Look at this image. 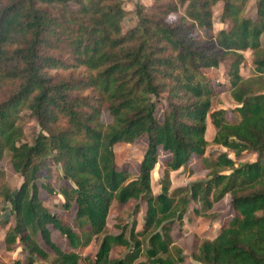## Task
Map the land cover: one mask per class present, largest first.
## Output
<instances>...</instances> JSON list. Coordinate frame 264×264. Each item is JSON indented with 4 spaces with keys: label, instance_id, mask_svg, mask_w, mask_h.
Masks as SVG:
<instances>
[{
    "label": "trees",
    "instance_id": "trees-1",
    "mask_svg": "<svg viewBox=\"0 0 264 264\" xmlns=\"http://www.w3.org/2000/svg\"><path fill=\"white\" fill-rule=\"evenodd\" d=\"M68 1L7 0L0 7V159L8 153L11 168L22 178L14 191L0 188L10 216L3 221L8 224L4 249L18 246L25 252L23 264L47 262L39 238L51 252L46 264H79L78 251L101 234L92 264H133L139 256L144 259L135 264H178L182 258L176 262L170 256L164 222L180 218L189 201H200L208 210L229 194L234 216L215 237L202 240L193 257L201 264H264V91L253 88L262 78L243 79L237 70L239 51L249 49L253 70L264 76V0H256L254 20L240 15L247 0H152V11L136 4L137 23L125 31L121 0H71L76 10ZM218 1L229 27L209 40L193 39L194 28H211L210 7ZM183 4V15L167 21ZM57 6L60 15L53 14ZM227 54L232 56L230 96L238 104L235 122L227 121L223 109L208 113L216 84L202 74ZM162 94L167 105L158 120L155 99ZM103 107L110 117L106 124L100 121ZM23 109L43 131L31 144L21 141L16 124ZM207 113L215 129L213 143L235 157L252 151L256 160L235 164L226 151L204 158ZM142 135L146 146L137 174L129 178L115 163L113 145ZM158 149L169 156L162 163L160 192L152 194L150 172ZM49 152L61 167V207L74 206V229L47 210L38 195L35 160ZM192 155L208 169V178L175 190L185 194L174 201L168 173ZM113 200L145 202L140 231L130 228L127 237L123 227L117 234L105 232ZM49 227L67 248L51 240ZM145 235L142 248L137 237ZM117 245L128 251L109 259Z\"/></svg>",
    "mask_w": 264,
    "mask_h": 264
},
{
    "label": "rangeland",
    "instance_id": "rangeland-1",
    "mask_svg": "<svg viewBox=\"0 0 264 264\" xmlns=\"http://www.w3.org/2000/svg\"><path fill=\"white\" fill-rule=\"evenodd\" d=\"M7 0H0V7H2ZM176 2V0H171ZM122 7L126 11L122 21L121 28L123 31L131 28L137 23L136 4H140L143 7V11H152V0H121ZM255 2L256 0H247L240 12V15L246 18L255 19ZM68 8L70 10H76L77 5L69 0ZM185 4L178 5L177 11L170 13L166 16L167 21H174L179 19L183 15V9ZM221 7L222 1H218L210 7L211 11V28H194L193 39L197 41L209 40L213 38L216 33L221 29L229 27L230 23L221 19ZM62 12L61 6H57L53 9V14L60 15ZM261 45H264L263 38H260ZM242 55V60L237 67L239 75L243 79H256L262 78L258 84L254 85L255 91H264V76H260L253 70L252 53L251 50L246 49L239 51ZM232 62V56L227 54L223 60L218 63L216 68H207L202 70V74L206 79H209L213 84H216L217 93L210 99V107L208 113L213 110L223 109L225 110V118L229 122H235L238 120V115L235 111V107L238 104L230 96V86L228 78V70ZM54 73V72H53ZM156 109L155 117L160 120L162 111L166 108L165 94H162L158 99H155ZM208 113L205 117V129L204 138L207 144L204 149L203 156L207 159H213L219 152L226 151L228 156L232 158L236 163L238 162H252L256 160V153L252 151H242L240 157H235L231 151L224 148L219 144L212 142L215 129L210 122ZM100 121L102 124H106L110 121V117L103 107L100 112ZM16 124L22 130V139L29 144L33 142L34 137L41 131L36 119L32 117L26 109L20 111ZM146 146L145 135L140 136L132 143H116L113 145L114 160L118 168H126L129 173V178L135 177L137 174L138 163L141 159L143 151ZM53 152H49L47 155L35 160L39 168V175L37 184L38 195L42 204L52 213L57 215L69 224L73 229V216L74 206H69L64 210L61 207L63 197L58 193L59 187L62 183L61 167L60 163H56L52 159ZM169 154L158 149L156 164L153 170L150 172V188L152 194L160 192V181L163 179L164 169L162 166L163 161L168 158ZM264 163V154L262 157ZM169 187L168 194L173 196V200H178V196H184L185 192L175 193L178 188L189 186L190 183L195 181H204L208 178V169H205L202 165L201 159L192 155L185 166L180 167L174 171L168 173ZM22 181L21 176L14 172L9 163L8 153H4L0 159V188L4 185L11 191L18 188ZM41 186H48L52 189L53 193L47 192ZM187 192V191H186ZM197 210V212L195 211ZM146 210V204L143 200H128L124 204H118L114 200L112 201L109 212L106 216V229L105 232L111 234H117L120 232V228H125L124 234L127 237L128 230L133 229V232L140 231L143 225V216ZM234 211L230 204L229 194H225L220 200L213 203L208 210L202 208L200 201H189L185 207L184 212L180 218H172L165 221V225L169 226V238H170V256L177 262V256L182 258L178 264H201L194 259L193 255L197 252V247L202 240L212 239L218 233L219 229L223 227L233 216ZM4 220L10 221L8 214V204L2 201L0 198V264H23L25 252H23L18 246L12 250H5L3 245V234L7 228ZM50 228V227H49ZM157 230H160L158 228ZM101 234L95 236L91 241L80 249L78 252L81 256L79 264H92L94 255L97 251ZM51 240L59 245L61 248L66 247V240L59 235L56 230L50 228ZM141 241V247L143 248L146 243V235L137 237ZM39 245L49 254L47 262L51 259V252L45 247L40 239H37ZM128 249L124 246H112L108 253L109 259L122 258ZM143 256H139L133 264L138 261H142ZM36 260L35 264H46Z\"/></svg>",
    "mask_w": 264,
    "mask_h": 264
},
{
    "label": "crops",
    "instance_id": "crops-1",
    "mask_svg": "<svg viewBox=\"0 0 264 264\" xmlns=\"http://www.w3.org/2000/svg\"><path fill=\"white\" fill-rule=\"evenodd\" d=\"M171 172V171H170Z\"/></svg>",
    "mask_w": 264,
    "mask_h": 264
}]
</instances>
